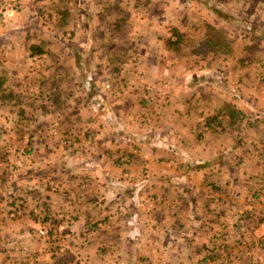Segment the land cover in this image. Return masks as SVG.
I'll return each instance as SVG.
<instances>
[{"label":"crops","instance_id":"1","mask_svg":"<svg viewBox=\"0 0 264 264\" xmlns=\"http://www.w3.org/2000/svg\"><path fill=\"white\" fill-rule=\"evenodd\" d=\"M5 1L8 13L0 16V264L211 262L203 255L210 240L201 237L216 226L208 227L207 220L218 221L227 238L238 218L235 191L244 196L238 212L255 214L248 213L253 210L250 151L243 145L241 158L224 160L230 169L222 179L217 154L222 138L245 139L264 122L263 49L259 102L239 103L228 88L231 60L238 57L235 44L262 41L264 48V0ZM142 22L145 26L137 27H146V33L136 35L143 46L136 53L138 63L111 73L116 77L107 90L108 76L83 64L88 44L106 41L102 29L116 33ZM180 24L192 27L189 37ZM208 26L232 51L206 53L193 46L174 55L177 35L181 42H200L208 37ZM121 32L124 41L134 36L127 28ZM249 55H241V64ZM105 57L111 56L106 52ZM159 76L162 91L155 93ZM230 108L243 114L242 120H232ZM212 115H219L222 127L207 125ZM59 124L61 129H54ZM82 138L83 148L61 146ZM139 214H162L160 220L171 217L178 224L156 222L140 229L146 236L136 237L132 226Z\"/></svg>","mask_w":264,"mask_h":264},{"label":"rangeland","instance_id":"2","mask_svg":"<svg viewBox=\"0 0 264 264\" xmlns=\"http://www.w3.org/2000/svg\"><path fill=\"white\" fill-rule=\"evenodd\" d=\"M7 13L8 4H6L5 0H0L1 18L5 19ZM191 22L194 21H192L191 19ZM138 25L145 26L143 22L140 24L135 23L134 25H128L129 28L126 26L127 30L129 31V36H133V34L134 36L127 37L125 41L123 40L124 37H122L121 31L125 30L126 28L116 33L112 32V30L110 29H106L107 32L102 29L101 32L106 35V41L102 43L95 42L88 44L89 51L87 53V56L83 58V64L85 66L93 68L95 72H101L102 77L108 76L107 78L109 79V82H107V84L105 85V88L107 90H109L112 84H114L113 79L116 77L115 75H111V73L117 74V72H121L124 70L128 71L131 66L138 63L136 60V53L140 51L143 46L141 47L142 43L137 41L136 35H143L146 33L144 32L146 27L141 28V31H139L140 27H137ZM180 28L186 31L185 34L187 35V37H189L188 33H192L193 31L192 27H186V25L183 27L182 24H180ZM186 28L189 29L185 30ZM137 29L138 32L135 33ZM192 36L195 40L197 39L198 35L192 34ZM183 39L184 41L181 44L182 49L176 48L177 50L174 53V55L176 56H181V54H183L184 52L187 53L190 48H193V46H195V43H188L187 38ZM248 42L250 43L251 40H249ZM248 42H246L245 40L243 42H238L235 44L236 49L233 48V51L235 52L236 56L238 55V57L234 59L232 58L231 60L232 63L229 67L231 70L229 75L230 81L228 88L229 90H232V92H234L236 98H239L237 102L240 103L245 102V100H250L256 101L258 103V99L262 97V49L264 50V48H262V41H256V44H249ZM184 46H188V50H186ZM106 52H108V57L111 56L110 58L106 59ZM248 53L250 54L249 57L244 59V63L241 64V55H248ZM164 60L165 58L163 60H160V64H164ZM167 60L168 63L171 64V60L173 59L169 57ZM186 60L184 59L181 62ZM190 61L194 64H196L197 62L196 59ZM217 65H221V60L214 62V66ZM159 78L160 76L155 80L156 83L153 89L156 90L155 93L162 91L160 89L161 86H159L158 83V81H160ZM218 78L219 80H224V78ZM125 79L126 81L128 80L127 78ZM88 81L91 82L92 77H89ZM151 93L154 92L152 91ZM243 98L244 100H242ZM99 103L101 104V101H99ZM239 119L242 120V117L240 116ZM55 124L56 123H54L53 125ZM242 126L243 123L241 122L238 124V128H234V130H238L240 127L242 128ZM55 128H58V130L61 129L60 124L57 127H54V129ZM46 129L49 128L46 127ZM221 140L223 141V144L221 145V149L219 150V153L217 155L218 158L220 157V160H218L221 162L220 164H223L224 168H220L218 170L219 179L226 178L230 169L227 165L225 167L224 160L234 161L238 160L239 157L241 158L242 154L238 152V149L242 148L243 145L245 146V151H250L252 158V167L249 170L248 181L250 183L249 197L251 199V206L253 210H249L248 213L254 212L255 214H245V211L243 213L238 212V209H243L240 200H242L244 196L242 195V197H240V193L235 191L233 197L234 200H236V203H233V206L234 208L236 207L235 216H237L238 218L233 224L234 229L225 234V236L228 235L227 238L222 235L223 231L221 230V228H219L218 221H216L215 219H213L212 221L210 219L207 220L208 227L216 226V228L210 229V231H212L211 234L201 237L206 241L210 240L208 250L203 251V255L208 254L207 256L212 257L211 262L204 264H264V261L262 262V258H264V230L260 229V227L264 229V122H262L260 125H256L250 132H248L245 139H232L231 137L222 138ZM208 141L209 139L207 140V142ZM73 143L74 140L64 141V144L61 143V146L65 147V145L68 144H71V146L78 148H83L85 146V140L83 138L75 144ZM1 144L2 140L0 141V145ZM12 146H17V144H14ZM176 147H178V145H174L172 149L175 150ZM209 148H213V146L210 145ZM208 154L211 153L208 152ZM174 157L176 158V155H174ZM242 163L243 162L239 163V161H237V165H241ZM140 173H144V171ZM237 178L240 179L239 176H237L235 179L238 180ZM233 190L234 188L232 189V191ZM173 205L177 207L176 202H174ZM218 210H221V207L218 208ZM168 213L169 216H171V214L174 213L173 209H168ZM260 214L263 215V218ZM146 216L147 214H139V221L137 220V226L135 224H133L132 226V228L135 230L136 237L141 238L142 236H146L145 232L140 234V229L145 230L148 226L156 222L162 224L163 226L173 227L178 224L177 220L171 217L165 218L163 221L160 220L159 216H162V214H156L155 218H147ZM149 216L151 217V215ZM256 228H258L257 232H255ZM39 234L41 236H46L47 233L45 231H39ZM174 255L176 256V254Z\"/></svg>","mask_w":264,"mask_h":264},{"label":"trees","instance_id":"3","mask_svg":"<svg viewBox=\"0 0 264 264\" xmlns=\"http://www.w3.org/2000/svg\"><path fill=\"white\" fill-rule=\"evenodd\" d=\"M207 35L208 37H206L200 42H197V41L191 42V43H195L194 48H196V50L201 51V52L205 51L206 53L212 52L214 54L227 53V52L232 51V48L230 44L226 41L225 37L220 32H218L216 29L208 26ZM176 37L179 39L172 43L173 45L176 46V48H178V46L182 43L180 39L181 35H177ZM187 45H190V44H187ZM230 109H231L230 118L232 120H236L237 118L243 115L234 108H230ZM220 122L221 120L219 118V115H212L207 118V125L210 128H212V130H216L217 127H222V123Z\"/></svg>","mask_w":264,"mask_h":264}]
</instances>
